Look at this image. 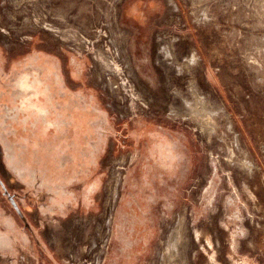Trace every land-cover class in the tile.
Instances as JSON below:
<instances>
[{"label":"rangeland","instance_id":"obj_1","mask_svg":"<svg viewBox=\"0 0 264 264\" xmlns=\"http://www.w3.org/2000/svg\"><path fill=\"white\" fill-rule=\"evenodd\" d=\"M0 264H264V0H0Z\"/></svg>","mask_w":264,"mask_h":264},{"label":"bare ground","instance_id":"obj_2","mask_svg":"<svg viewBox=\"0 0 264 264\" xmlns=\"http://www.w3.org/2000/svg\"><path fill=\"white\" fill-rule=\"evenodd\" d=\"M11 46V45H10ZM197 96V95H196ZM57 242V241H56Z\"/></svg>","mask_w":264,"mask_h":264}]
</instances>
